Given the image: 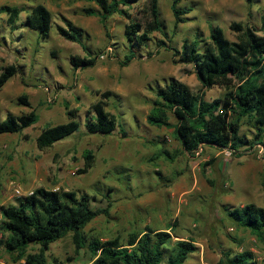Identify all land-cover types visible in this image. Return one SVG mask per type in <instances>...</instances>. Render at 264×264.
<instances>
[{
    "label": "rangeland",
    "instance_id": "obj_1",
    "mask_svg": "<svg viewBox=\"0 0 264 264\" xmlns=\"http://www.w3.org/2000/svg\"><path fill=\"white\" fill-rule=\"evenodd\" d=\"M38 3L53 13L49 37L22 25ZM7 5L22 9L16 25L1 10ZM180 5L192 10L186 22L175 26L172 0H159L166 34L154 32L140 56L121 65L128 51L125 28L131 19L127 16L113 15L107 33L99 16L84 13L86 7L98 8L88 0H0V72L12 63L21 67L0 89V117L33 108L40 114L39 122L22 133L0 134V207L41 186L75 190L88 193L95 208H109V214L88 224V236L125 240L146 224L165 229L176 223V233L194 238L199 247L191 263L217 264L222 250L229 248L249 249L259 261L264 259V241L238 228L223 209L224 204L240 207L252 202L264 207V144L243 147L240 154L231 155L225 148L204 146L192 155L184 150L174 126L158 127L148 121L157 99L155 88L172 79L203 93L209 101L224 97L227 91L220 85L203 87L193 64L177 62L174 50L158 47L157 42L164 40L173 47L197 37L209 42L212 25L223 27L226 36L236 41L239 32L232 28L233 22L257 27L264 34V0H183ZM148 7L149 0H141L128 11L134 21L147 25ZM67 20L86 31L87 48L58 32L57 26H66ZM88 54L100 55L94 67L76 69L71 63V56ZM106 90L113 92L107 109L117 116L119 125L111 134L89 133L86 117L100 98L98 92ZM21 95H28L32 107L20 103ZM68 109L79 110L81 130L41 149L38 135L48 125L67 122ZM170 121L177 122L173 114ZM242 133L252 140L256 135L248 118L243 119ZM88 150L94 153V164L79 173ZM47 255L50 264L56 259L63 264L94 263L87 248L76 249L72 233L51 243ZM0 264L25 262L0 248Z\"/></svg>",
    "mask_w": 264,
    "mask_h": 264
},
{
    "label": "trees",
    "instance_id": "obj_2",
    "mask_svg": "<svg viewBox=\"0 0 264 264\" xmlns=\"http://www.w3.org/2000/svg\"><path fill=\"white\" fill-rule=\"evenodd\" d=\"M98 8L86 7L85 14L99 16L109 33V19L122 14L131 19L126 25L125 37L128 51L121 65H128L140 56L141 49L149 46L153 33L166 34L161 19L159 0H149L151 20L147 25L134 21L128 8L141 0H88ZM183 0H172L175 26L186 22L191 7L181 6ZM2 11L9 14V22L16 25L22 9L17 6H4ZM23 26L49 37L54 29L53 13L43 3L32 6ZM238 40L226 36L223 27L212 25L210 41L200 38L186 39L180 47L168 45L159 40L158 47L174 50L177 62L193 64L197 77L203 87L224 86V97L209 101L203 93L193 91L189 85L172 79L155 88L157 99L149 113L148 121L158 127L175 128L184 150L196 154L204 146L230 148L233 154H240L241 148L264 144V34L257 27L245 26L233 22ZM58 32L68 40L87 48L84 40L86 31L67 20L66 26H57ZM264 30V14L262 15ZM99 54L87 57L71 56V63L77 68L94 67ZM17 64H8L0 72V89L20 73ZM100 98L92 104V110L85 120L89 133L111 134L119 125L117 116L107 106L113 92L99 91ZM20 103L30 106L28 95L19 97ZM78 109H68L67 122L46 126L37 137L41 149L51 147L58 141L79 132L82 122L78 118ZM177 119L171 123L170 116ZM251 120L256 129L254 139L242 133L243 119ZM40 120L36 109L21 115L9 112L5 119L0 117V134L22 133L26 128ZM125 132V129H124ZM168 154V151H164ZM85 165L79 173H86L94 164V153L88 150L84 154ZM224 212L238 228L251 231L264 241V207L256 203H247L240 207L223 206ZM1 221L0 248L16 254V260L25 264H50L47 251L51 243L68 234H73L76 249L87 248L93 255V264H194L189 259L199 251L192 237H182L175 231L176 223H169L165 229H155L146 224L144 229L135 230L124 240L113 237L106 240L88 236L85 228L97 216L109 214V208H95L88 193L75 190L50 189L37 187L31 193L17 198V202L0 207ZM38 246L35 252L30 251ZM55 264H63L58 259ZM217 264H264L255 252L249 249L236 251L223 249Z\"/></svg>",
    "mask_w": 264,
    "mask_h": 264
},
{
    "label": "built area",
    "instance_id": "obj_3",
    "mask_svg": "<svg viewBox=\"0 0 264 264\" xmlns=\"http://www.w3.org/2000/svg\"><path fill=\"white\" fill-rule=\"evenodd\" d=\"M225 152H226V154H228V155L233 154V151H232V149H230V148H225ZM15 191H16L18 194H21V189H20L19 187H16V188H15ZM0 237H1V233H0Z\"/></svg>",
    "mask_w": 264,
    "mask_h": 264
}]
</instances>
